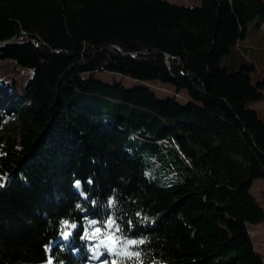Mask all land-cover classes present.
<instances>
[{"label": "trees", "instance_id": "16d2710c", "mask_svg": "<svg viewBox=\"0 0 264 264\" xmlns=\"http://www.w3.org/2000/svg\"><path fill=\"white\" fill-rule=\"evenodd\" d=\"M255 19L263 0H0V62L14 65L0 81V128L13 121L0 137V264H42L50 242L54 264H89V220L101 239L149 236L142 250L167 264H264L247 228L264 223L250 192L264 119L248 106L264 99V66L241 45ZM61 219L77 225L67 241Z\"/></svg>", "mask_w": 264, "mask_h": 264}, {"label": "rangeland", "instance_id": "374dc122", "mask_svg": "<svg viewBox=\"0 0 264 264\" xmlns=\"http://www.w3.org/2000/svg\"><path fill=\"white\" fill-rule=\"evenodd\" d=\"M170 2V0H167ZM176 3H185V2H195L197 0H171ZM200 0H198L199 2ZM264 1V0H263ZM199 4V3H198ZM258 20L255 19L251 21L247 26V31L245 38L243 39L242 48L246 51V56L252 58L256 62L257 68L263 67L264 65V21L257 26ZM13 63L11 62H0V81L8 74V72L13 68ZM259 73V71H257ZM86 76V75H84ZM251 77L254 81L255 74H251ZM94 78L98 81L112 84L114 82L121 83L125 88H132L142 84L150 86L155 93L156 97L159 99H165L172 97V95L167 91L174 93V90L171 86L167 84H162L159 81H151L148 83H143L137 80H132L127 77L121 76L115 73H106L99 72L94 75ZM167 89V90H166ZM184 99H187L185 92H180V97L176 98L180 103H184ZM249 107L256 108L261 116L264 119V99L258 102H251L248 105ZM13 126V121L9 120L6 122L4 127L0 128V137L9 135ZM251 194L254 196L256 201L264 210V179H255L252 183ZM248 233L251 236L252 243L255 251L261 256L264 262V223L258 225H248ZM62 239V238H61ZM99 243V242H98ZM96 243L95 246L98 244ZM94 246V247H95ZM101 251L106 252L102 247ZM92 255V253L90 254ZM102 256L100 257V259ZM99 261H96L95 264H98Z\"/></svg>", "mask_w": 264, "mask_h": 264}, {"label": "clouds", "instance_id": "9594fccd", "mask_svg": "<svg viewBox=\"0 0 264 264\" xmlns=\"http://www.w3.org/2000/svg\"><path fill=\"white\" fill-rule=\"evenodd\" d=\"M88 183L91 184L92 181L89 180ZM74 187L80 189L81 182L79 180L75 181ZM81 196H85V193L81 192ZM108 204L109 207H114V198H109ZM77 207L79 208L80 206L77 205ZM136 215L137 217H140V222L142 225L154 226L156 220L159 218L158 215H141L140 212H137ZM86 223L92 226L91 235L89 236V230L86 227L85 234L81 237V239L83 240L92 238L99 240V243L95 247L88 249V251L92 253V255L89 256V264H95V262L99 261L100 257L104 255V251H101L102 247L107 251L110 258L103 260L101 264H167L166 261L155 258L151 252H145L142 250V246L150 245L152 243L149 236L129 239L123 235L116 236L114 234L103 233L104 238L101 239L100 237L102 235V230L100 228L94 227L99 222L97 220H89L86 221ZM114 223V218H110L107 227H111ZM59 224V235L63 240L67 241L72 235V230H74L77 225L74 222L70 223L67 219H61ZM116 231L120 232L121 229L117 226ZM51 250L52 245L50 242L48 245L44 246V251L48 258L43 261L42 264H54L56 257L50 255ZM61 251H63V249H61ZM113 253H115L117 257L115 260L111 259ZM60 264H64V261L61 260Z\"/></svg>", "mask_w": 264, "mask_h": 264}, {"label": "crops", "instance_id": "0c3cea01", "mask_svg": "<svg viewBox=\"0 0 264 264\" xmlns=\"http://www.w3.org/2000/svg\"><path fill=\"white\" fill-rule=\"evenodd\" d=\"M170 2H173V1H171L170 0ZM176 3V2H175ZM198 0L197 1H195V2H185V3H177V4H183V5H189V6H193V5H198ZM242 43H244V42H242ZM264 63V62H263ZM264 65V64H263Z\"/></svg>", "mask_w": 264, "mask_h": 264}]
</instances>
